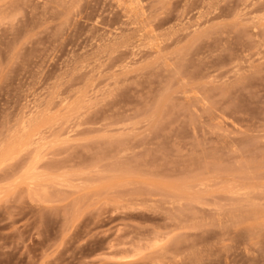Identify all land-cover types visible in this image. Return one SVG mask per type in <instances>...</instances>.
<instances>
[{
	"label": "rangeland",
	"instance_id": "1",
	"mask_svg": "<svg viewBox=\"0 0 264 264\" xmlns=\"http://www.w3.org/2000/svg\"><path fill=\"white\" fill-rule=\"evenodd\" d=\"M0 264H264V0H0Z\"/></svg>",
	"mask_w": 264,
	"mask_h": 264
}]
</instances>
